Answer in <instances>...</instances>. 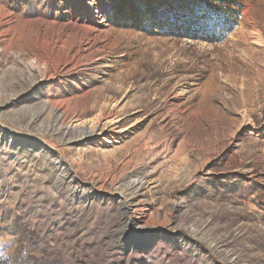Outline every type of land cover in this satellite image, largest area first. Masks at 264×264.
<instances>
[{
  "label": "rangeland",
  "instance_id": "rangeland-1",
  "mask_svg": "<svg viewBox=\"0 0 264 264\" xmlns=\"http://www.w3.org/2000/svg\"><path fill=\"white\" fill-rule=\"evenodd\" d=\"M233 1L208 43L157 29L180 0H0V264H264V0Z\"/></svg>",
  "mask_w": 264,
  "mask_h": 264
},
{
  "label": "trees",
  "instance_id": "trees-1",
  "mask_svg": "<svg viewBox=\"0 0 264 264\" xmlns=\"http://www.w3.org/2000/svg\"><path fill=\"white\" fill-rule=\"evenodd\" d=\"M169 7L162 12L166 23L157 27L165 36L220 43L239 21V9L233 0H180L179 5ZM172 11L175 17L168 21ZM153 12L157 13L151 8L138 9L135 18L140 24L150 26Z\"/></svg>",
  "mask_w": 264,
  "mask_h": 264
},
{
  "label": "bare ground",
  "instance_id": "bare-ground-1",
  "mask_svg": "<svg viewBox=\"0 0 264 264\" xmlns=\"http://www.w3.org/2000/svg\"><path fill=\"white\" fill-rule=\"evenodd\" d=\"M54 68H55V67H54ZM54 68L51 67L50 65H47V71H46V74H49V75H52V74H53V75H54V71H55ZM109 119H110V121L107 122V123H109V124H113V125H115V123L117 122V121H114V118L109 117ZM99 124H100L99 122H97V123H95V124H92V126L90 127V130H89L88 134L94 132V131H95V127L98 126ZM111 138H112V137H111ZM104 141H105L106 143H110L108 139H106V140H104Z\"/></svg>",
  "mask_w": 264,
  "mask_h": 264
}]
</instances>
